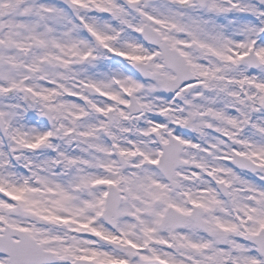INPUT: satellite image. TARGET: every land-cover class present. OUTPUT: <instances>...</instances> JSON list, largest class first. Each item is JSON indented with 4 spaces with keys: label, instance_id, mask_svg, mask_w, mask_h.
Listing matches in <instances>:
<instances>
[{
    "label": "snow or ice",
    "instance_id": "snow-or-ice-1",
    "mask_svg": "<svg viewBox=\"0 0 264 264\" xmlns=\"http://www.w3.org/2000/svg\"><path fill=\"white\" fill-rule=\"evenodd\" d=\"M0 264H264V0H0Z\"/></svg>",
    "mask_w": 264,
    "mask_h": 264
}]
</instances>
